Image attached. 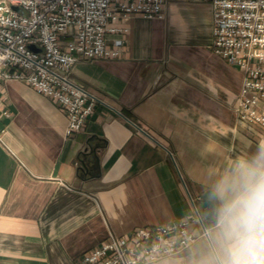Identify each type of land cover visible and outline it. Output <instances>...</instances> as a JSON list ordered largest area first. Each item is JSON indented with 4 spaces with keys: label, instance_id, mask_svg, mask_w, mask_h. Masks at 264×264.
I'll return each instance as SVG.
<instances>
[{
    "label": "crops",
    "instance_id": "crops-1",
    "mask_svg": "<svg viewBox=\"0 0 264 264\" xmlns=\"http://www.w3.org/2000/svg\"><path fill=\"white\" fill-rule=\"evenodd\" d=\"M120 57L81 60L72 79L98 98L85 130L27 84L0 82V264H82L111 235L192 219L206 192L217 221H192L196 242L156 264H221L226 200L220 181L264 132L235 111L244 74L214 53L212 7L171 0L163 19L132 17ZM140 129L146 131L144 134ZM99 146L100 174L81 172ZM203 218V217H202Z\"/></svg>",
    "mask_w": 264,
    "mask_h": 264
},
{
    "label": "built area",
    "instance_id": "built-area-1",
    "mask_svg": "<svg viewBox=\"0 0 264 264\" xmlns=\"http://www.w3.org/2000/svg\"><path fill=\"white\" fill-rule=\"evenodd\" d=\"M169 1L0 0V82L21 81L53 99L67 116L65 135L79 134L102 102L73 81L74 66L119 58L123 41L110 46L109 34L129 33L127 22L135 16L163 19ZM193 1L212 7L214 53L244 74L235 106L239 120L264 132V0ZM192 221L208 237L195 207L191 220L111 235L86 253L82 264H156L174 258L198 239L189 230Z\"/></svg>",
    "mask_w": 264,
    "mask_h": 264
},
{
    "label": "clouds",
    "instance_id": "clouds-1",
    "mask_svg": "<svg viewBox=\"0 0 264 264\" xmlns=\"http://www.w3.org/2000/svg\"><path fill=\"white\" fill-rule=\"evenodd\" d=\"M227 248L221 264H264V143L220 181Z\"/></svg>",
    "mask_w": 264,
    "mask_h": 264
},
{
    "label": "water",
    "instance_id": "water-1",
    "mask_svg": "<svg viewBox=\"0 0 264 264\" xmlns=\"http://www.w3.org/2000/svg\"><path fill=\"white\" fill-rule=\"evenodd\" d=\"M30 48L34 51H39L35 46L31 45ZM99 146L89 145L83 152L80 160L81 172L87 173L90 176L96 177L100 174V162L97 156V149ZM202 209V217L208 226H213L217 221V208L218 202L216 196L212 192H206L202 196L200 204Z\"/></svg>",
    "mask_w": 264,
    "mask_h": 264
}]
</instances>
